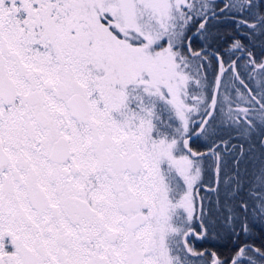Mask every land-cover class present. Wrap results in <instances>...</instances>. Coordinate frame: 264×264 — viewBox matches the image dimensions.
<instances>
[{"label": "snow or ice", "instance_id": "obj_1", "mask_svg": "<svg viewBox=\"0 0 264 264\" xmlns=\"http://www.w3.org/2000/svg\"><path fill=\"white\" fill-rule=\"evenodd\" d=\"M0 264H264V0H0Z\"/></svg>", "mask_w": 264, "mask_h": 264}, {"label": "trees", "instance_id": "obj_2", "mask_svg": "<svg viewBox=\"0 0 264 264\" xmlns=\"http://www.w3.org/2000/svg\"><path fill=\"white\" fill-rule=\"evenodd\" d=\"M256 235H257V237H259V232H257ZM220 251H222L224 254H227L228 249L227 248H221Z\"/></svg>", "mask_w": 264, "mask_h": 264}, {"label": "flooded vegetation", "instance_id": "obj_3", "mask_svg": "<svg viewBox=\"0 0 264 264\" xmlns=\"http://www.w3.org/2000/svg\"><path fill=\"white\" fill-rule=\"evenodd\" d=\"M257 51H259V47L257 48Z\"/></svg>", "mask_w": 264, "mask_h": 264}]
</instances>
